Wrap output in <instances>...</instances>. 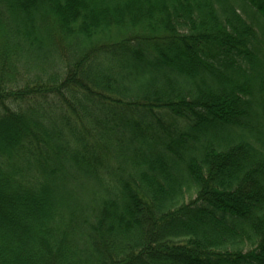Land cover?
Instances as JSON below:
<instances>
[{"label":"trees","instance_id":"obj_1","mask_svg":"<svg viewBox=\"0 0 264 264\" xmlns=\"http://www.w3.org/2000/svg\"><path fill=\"white\" fill-rule=\"evenodd\" d=\"M0 264H264V0H0Z\"/></svg>","mask_w":264,"mask_h":264}]
</instances>
